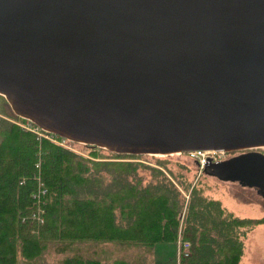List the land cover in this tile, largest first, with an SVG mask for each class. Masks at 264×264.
<instances>
[{
  "label": "water",
  "instance_id": "obj_1",
  "mask_svg": "<svg viewBox=\"0 0 264 264\" xmlns=\"http://www.w3.org/2000/svg\"><path fill=\"white\" fill-rule=\"evenodd\" d=\"M0 95L109 152L243 151L203 171L264 197V0H0Z\"/></svg>",
  "mask_w": 264,
  "mask_h": 264
},
{
  "label": "trees",
  "instance_id": "obj_2",
  "mask_svg": "<svg viewBox=\"0 0 264 264\" xmlns=\"http://www.w3.org/2000/svg\"><path fill=\"white\" fill-rule=\"evenodd\" d=\"M18 121L25 119L0 95V264H140L121 255L174 247L178 233L191 244L179 264H238L242 228L264 223V215L226 212L198 184L170 181L160 168L167 158L154 156L158 166H150L140 154L110 152L104 160L96 146L84 157ZM139 167L162 178L142 184ZM36 175L46 188L39 207Z\"/></svg>",
  "mask_w": 264,
  "mask_h": 264
},
{
  "label": "rangeland",
  "instance_id": "obj_3",
  "mask_svg": "<svg viewBox=\"0 0 264 264\" xmlns=\"http://www.w3.org/2000/svg\"><path fill=\"white\" fill-rule=\"evenodd\" d=\"M67 145L69 147H64L84 157H91L90 151L94 149L90 145L69 140H67ZM255 150L264 153V148ZM96 151L97 153H101L100 156H103L101 159L110 160V158L106 157L111 156L108 150L98 147ZM242 152L225 153L221 159L217 161L212 160V162H218ZM159 157L168 159L169 162L167 166L160 168L164 175L175 184H177V180L181 182H191L192 185H194V183L198 184L204 196L219 200L221 207L224 208L226 212H231L235 216L260 217L264 215V197L258 194L255 188L243 186L237 181H222L208 172H202L201 169L203 166L201 164H205L206 162L205 159L203 163H201L200 159L202 156H193L188 152H181ZM155 158L154 155L144 154L136 160L150 166H158L156 165ZM137 171L138 174L142 176V184H146L148 181L154 182L162 178V174L154 177L150 168L139 167ZM242 230H244L245 234L242 236L243 250L238 264H264V223L251 228L244 227ZM174 248L175 245L174 247L157 245L153 249V252L147 248H142L141 250L140 248H132L128 250L125 255H115L117 257L121 255L122 258L129 259V261L133 263L174 264V256H176V249L174 253ZM142 250H146L149 253H145ZM47 258L51 263L56 260L55 256H47Z\"/></svg>",
  "mask_w": 264,
  "mask_h": 264
},
{
  "label": "built area",
  "instance_id": "obj_4",
  "mask_svg": "<svg viewBox=\"0 0 264 264\" xmlns=\"http://www.w3.org/2000/svg\"><path fill=\"white\" fill-rule=\"evenodd\" d=\"M17 124H19V126H21L24 130L31 131V132L35 133L37 135L38 139L44 137V138L51 140L52 142L57 143L60 146L69 147L67 145L66 139L60 138L54 134H50L48 132L41 130L38 126H36L35 124H33L31 121H29L27 119L23 122L18 121ZM188 153H190L193 156L194 155L202 156V158L200 159L201 163H203V161L207 157H210L212 160L217 161V160L221 159L225 154V152H223L222 150H205V151L199 150V151H189ZM35 166L38 167L39 162H36ZM36 180H37V185H36L34 191L32 192V197L34 198L37 205L38 204H44V197L46 195V188L43 187V185H42L43 183H42L39 175H36ZM39 206L40 205H38V207ZM33 215L37 216L36 218L40 221V223H43V219L39 216V214L33 213ZM190 246H191L190 242L188 240L183 239L181 236V233H178V236H177V239L175 242V249H176L175 264H179L180 258L190 255Z\"/></svg>",
  "mask_w": 264,
  "mask_h": 264
},
{
  "label": "crops",
  "instance_id": "obj_5",
  "mask_svg": "<svg viewBox=\"0 0 264 264\" xmlns=\"http://www.w3.org/2000/svg\"><path fill=\"white\" fill-rule=\"evenodd\" d=\"M143 252H145V253H149V252H147L146 250H142ZM152 252H153V250H152ZM174 253H175V248H174ZM176 257V256H175ZM144 262V261H143Z\"/></svg>",
  "mask_w": 264,
  "mask_h": 264
},
{
  "label": "bare ground",
  "instance_id": "obj_6",
  "mask_svg": "<svg viewBox=\"0 0 264 264\" xmlns=\"http://www.w3.org/2000/svg\"><path fill=\"white\" fill-rule=\"evenodd\" d=\"M38 212V211H37ZM40 213V212H39ZM41 216V215H40Z\"/></svg>",
  "mask_w": 264,
  "mask_h": 264
},
{
  "label": "flooded vegetation",
  "instance_id": "obj_7",
  "mask_svg": "<svg viewBox=\"0 0 264 264\" xmlns=\"http://www.w3.org/2000/svg\"><path fill=\"white\" fill-rule=\"evenodd\" d=\"M235 153V152H234ZM226 154H228V153H226Z\"/></svg>",
  "mask_w": 264,
  "mask_h": 264
}]
</instances>
